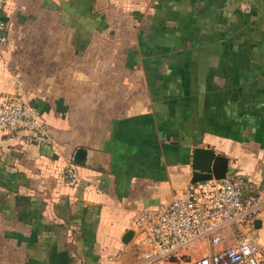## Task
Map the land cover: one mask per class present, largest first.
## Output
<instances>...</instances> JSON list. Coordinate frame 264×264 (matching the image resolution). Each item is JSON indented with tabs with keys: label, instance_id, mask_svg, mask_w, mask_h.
<instances>
[{
	"label": "crops",
	"instance_id": "1",
	"mask_svg": "<svg viewBox=\"0 0 264 264\" xmlns=\"http://www.w3.org/2000/svg\"><path fill=\"white\" fill-rule=\"evenodd\" d=\"M5 1L0 97L53 145L0 133V264L132 263L123 237L191 185L195 148L259 194L264 256V0Z\"/></svg>",
	"mask_w": 264,
	"mask_h": 264
},
{
	"label": "built area",
	"instance_id": "2",
	"mask_svg": "<svg viewBox=\"0 0 264 264\" xmlns=\"http://www.w3.org/2000/svg\"><path fill=\"white\" fill-rule=\"evenodd\" d=\"M0 0V47L7 42ZM0 133L23 135L28 146L53 145L41 113L18 95L0 97ZM75 163L64 169L70 187L79 184ZM262 202L256 191L228 176L190 185L173 201L139 210L133 219L135 260L129 264H264L255 228ZM126 249L108 264H126Z\"/></svg>",
	"mask_w": 264,
	"mask_h": 264
},
{
	"label": "water",
	"instance_id": "3",
	"mask_svg": "<svg viewBox=\"0 0 264 264\" xmlns=\"http://www.w3.org/2000/svg\"><path fill=\"white\" fill-rule=\"evenodd\" d=\"M73 162L78 166H87L89 162V152L86 149L76 150ZM229 161L226 157L216 155L208 148H195L192 153V179L191 185L210 181H222L228 177ZM260 223L255 222V228H259ZM134 236V232L129 230L122 239L124 244H128Z\"/></svg>",
	"mask_w": 264,
	"mask_h": 264
},
{
	"label": "rangeland",
	"instance_id": "4",
	"mask_svg": "<svg viewBox=\"0 0 264 264\" xmlns=\"http://www.w3.org/2000/svg\"><path fill=\"white\" fill-rule=\"evenodd\" d=\"M5 2H6V1H5ZM187 19H188V18H186V20H185V24H186L187 26H190V24H189L190 21H188Z\"/></svg>",
	"mask_w": 264,
	"mask_h": 264
},
{
	"label": "trees",
	"instance_id": "5",
	"mask_svg": "<svg viewBox=\"0 0 264 264\" xmlns=\"http://www.w3.org/2000/svg\"><path fill=\"white\" fill-rule=\"evenodd\" d=\"M69 185V184H68ZM73 188V187H72Z\"/></svg>",
	"mask_w": 264,
	"mask_h": 264
}]
</instances>
